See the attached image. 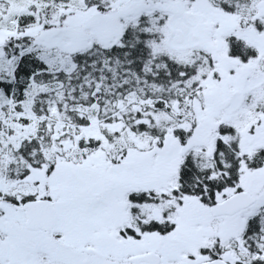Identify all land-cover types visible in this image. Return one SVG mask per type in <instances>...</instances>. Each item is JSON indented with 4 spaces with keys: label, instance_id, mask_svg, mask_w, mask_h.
<instances>
[{
    "label": "snow or ice",
    "instance_id": "1",
    "mask_svg": "<svg viewBox=\"0 0 264 264\" xmlns=\"http://www.w3.org/2000/svg\"><path fill=\"white\" fill-rule=\"evenodd\" d=\"M0 264H264V0H0Z\"/></svg>",
    "mask_w": 264,
    "mask_h": 264
}]
</instances>
